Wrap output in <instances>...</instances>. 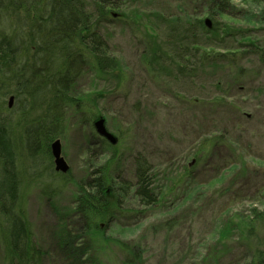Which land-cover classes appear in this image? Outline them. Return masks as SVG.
<instances>
[{
    "label": "trees",
    "instance_id": "16d2710c",
    "mask_svg": "<svg viewBox=\"0 0 264 264\" xmlns=\"http://www.w3.org/2000/svg\"><path fill=\"white\" fill-rule=\"evenodd\" d=\"M131 1L133 0H0V96L13 94L18 102V109H11L5 104L3 111L0 108V249L4 264H48L45 259L49 252L43 245L35 242L27 220L24 171L20 167L23 161L22 148L29 157V143L33 141L36 143L35 154H39L41 147L46 146L47 157L51 159L53 155L50 143L65 133L68 112L74 109L89 125L104 118L100 112L95 114L91 108L84 109L74 90L87 70L96 79L117 80L114 88H108L110 95L122 89L128 76V67L113 55L104 28L114 23L130 27L139 25L137 22H130L123 13L126 3ZM184 1L188 7L193 4V0ZM194 1L199 5L198 12L190 13L189 7L183 11L181 17L173 16L174 14L168 11V6L159 9L160 20L155 23L158 29H162L163 24L167 22L164 17H172L169 18L170 22L182 27L180 29L184 33V39H181L177 36L179 31L176 30L175 36L171 38L173 44L165 43L171 50L169 53L158 47L150 60L138 49L142 64L139 71L151 84L174 91V86L186 84L196 77L199 83L193 81L192 84L201 86V93L193 99L185 96L184 89L181 91L180 88L174 91L176 96H171L184 109L193 111L196 122L193 119L189 122L186 120L182 125L183 132H187L186 136H189L188 131L191 128L194 132L197 130V136H204L197 153V162L191 168L184 167L188 170L186 183L189 187L193 183V171L201 164L207 165L206 168H210L208 171L213 169L210 164L215 161V157L219 160L225 159L218 163L219 172L237 165L231 154L238 142L233 139V134L229 133L228 129L236 130V126H240L243 111L235 104L234 95L226 89L231 87L224 83L228 78L232 79V86L240 85L241 80L244 83L246 80L252 81L249 79V69L241 64L247 54L256 55L264 66V47L253 39L256 31L264 30V0H242L262 9L258 17L248 19V27L238 28L233 23L238 22L239 17L235 15V9L229 0ZM206 19L210 20L211 28L206 24ZM222 22L232 23L234 29H237L235 38L240 41L249 38L247 44L250 45V50L228 49L230 51L211 56L207 50L213 48L210 44L213 39L209 40V37L218 32ZM149 27L151 26L146 27L147 34L158 40L159 35ZM227 30L231 32L230 29ZM218 63L225 65L223 81L215 78L216 94L210 99L205 97L209 88L200 82L202 76L196 75L202 73L205 77L214 79L212 73L209 72L211 76H206L203 70L210 71L213 65ZM231 69L234 70L233 73ZM136 77L138 75L133 76L130 82ZM141 109L142 103L138 102L135 111L141 113ZM15 111H18V118L14 120L9 114ZM32 112L37 114L35 119L24 122L26 115ZM33 123L40 128L39 137L28 134L29 126ZM92 126L94 128V125ZM18 129L21 137L19 140L16 136ZM9 133L15 140H10ZM94 133L90 130L83 140L86 152H90L89 161H94V171L79 179L71 178V168L64 174L56 171L54 164L57 174H54L53 170L46 174L55 179L49 189L42 192L46 197L58 196V190L65 184H73L77 192L72 212L58 215L62 234L60 236L64 242L59 241V262L64 260L68 264H75L71 258L76 254L79 258L84 257L82 251L85 250L88 260L79 264H105L99 257L103 258L106 253L118 254L117 252L122 255L121 264H143L145 257L153 250L152 247L159 243L158 238H153L151 245H140L107 237L106 232L113 224L129 226L141 220L148 208L157 205L166 194L173 193V187L166 191L156 187L154 177L161 165L152 162L143 152L133 156L129 151H123L120 145L123 135L122 140L117 137V144H112L98 134L100 138H97ZM97 145L106 148V153L93 152L91 147ZM210 147H216L214 154H207ZM105 154L106 158H103ZM175 163L176 161L164 170L165 179H168L169 175L172 180L178 178V175L169 171ZM126 164H130L129 170L125 168ZM241 172L243 170L238 172V176ZM41 175L38 178L43 176ZM252 180H255L256 184L259 182L257 177ZM186 183L184 182L185 190ZM237 184L239 183L236 178L231 180L223 194H230L233 186ZM256 188L258 194L262 188ZM175 190H179V186ZM262 191L264 194V187ZM215 197L211 198L213 203ZM226 197L229 200L223 204L216 202L219 207L215 204L218 214L211 221V231L217 228L221 217L228 215L229 208L232 207L230 203L233 205L240 201L236 196ZM132 201L142 209H131ZM180 219V216H175L162 223L160 228L171 232ZM246 228L248 234L241 235L244 238L241 240L244 252L241 257L236 253L232 264H264V229L258 234L254 224H249L248 227L246 225ZM232 230L235 231V228ZM231 237L232 233L222 234L221 239L229 241ZM88 238L91 240L88 241ZM235 238L236 236L233 237ZM71 239H75L74 244L69 242ZM219 245L199 254L194 251L197 244H190L191 251L181 250L183 255H176L181 259L173 264H221L220 261H223L225 256L226 260L229 258L227 254L234 247H229L228 243L224 244L223 248ZM158 252L160 257L169 259L167 247L159 246ZM170 256L175 258L171 253ZM222 264H226V261Z\"/></svg>",
    "mask_w": 264,
    "mask_h": 264
},
{
    "label": "rangeland",
    "instance_id": "374dc122",
    "mask_svg": "<svg viewBox=\"0 0 264 264\" xmlns=\"http://www.w3.org/2000/svg\"><path fill=\"white\" fill-rule=\"evenodd\" d=\"M229 1L235 9V15L239 17L238 22L233 23L236 28L248 27V19L258 17L261 14L262 8L246 4L242 0ZM126 4L123 13L127 15L130 22L135 24L137 22L139 25L130 27L122 25V23L121 25L114 23L104 28L113 55L120 59L124 66L128 67L126 69L128 76L121 87L122 89L110 95L108 88H114L117 80L113 78L96 79L87 70L74 91L80 98L84 109L85 107L91 108L95 114L100 112L99 114L104 117L110 133L121 140V135H123L122 144L120 143L123 151H129L133 156L143 152L151 158L152 162L161 165L154 177L155 185L165 191L173 187V193L166 194L157 205L148 208L144 217L138 222L129 226L113 224L106 232L107 237L140 245L144 243L151 245L154 241L152 239L158 238L159 243L152 247L154 251L148 253L143 264H173L178 262L181 257H177V253L183 255L185 249L189 251L190 244H197L194 251L201 254L217 247L218 244L223 248V245L228 243L229 247H234V249L227 254L229 258L226 260L225 256V259L221 260L220 263L226 261V264H232L234 255L237 253L241 257L244 252V245L241 240L244 239L243 236L248 234L246 225L248 227L249 224H254L258 234L264 229V194L262 191L264 187V66L259 62L256 55L247 54L242 61L239 59V62L241 61V64L249 69V79L252 81L246 80L244 83L241 80L240 85L232 86V79L228 78L224 83L231 87H226V89L234 95L235 104L243 111L239 121L240 126L237 125L236 130L228 129V132L233 134V139L238 142L232 149L234 154H231L236 159L237 165L219 172L217 171L218 163L225 159L219 160L215 157V161L210 164L213 169L208 171L207 169L210 168L201 164L193 171L194 179L190 188L186 183L188 170L186 171L184 167L191 168L197 162V155H199L197 153L200 151L204 136H197V130L194 132L192 128L188 131L189 136H186L187 132H183L184 126L182 125L186 120L189 122L193 119L196 122L193 118V111L184 109L171 96L175 95L174 91L177 88H180L181 91L184 89L185 96L193 99L201 93V86L192 84L193 81L199 83L196 77L186 84L174 86V91L168 90L164 86L157 87L151 84L146 80L145 75L139 71L142 64L138 51L139 49L141 54H146L147 59L150 60L158 47L169 53L171 50L165 43L173 44L171 38L178 31L177 36L184 39V33L180 29L182 27H177L170 22L169 18L172 17H164L167 22L163 24L162 29H158L155 23L160 20L159 9L168 6V11L173 13V16L181 17L183 11H186L190 6L188 7L184 0H133ZM189 9L190 13H196L199 5L193 0ZM233 25L231 22H222L217 29L218 32L211 34L209 40L213 39L212 42L210 41L213 48L207 50L211 56L230 51L228 49L250 50V45L247 44L249 38H244L243 41L235 38L234 33L237 29H234ZM147 26H151L149 28H152L159 35L158 40L147 34ZM227 29H230L232 33L230 32V34ZM253 39L258 45L264 47V30L256 31ZM223 66L225 65L218 63L214 64L210 71L203 70L206 76H211L210 73H212L214 79L207 78L208 76L205 77L202 73L196 75L197 77L202 76L200 82L209 88L205 97L211 99L215 96V78L223 81ZM231 71L233 73L234 70L231 69ZM135 75L138 77L131 83L130 80L132 81ZM129 82L130 84H128ZM10 97H14L13 94L0 96L2 111L4 104L9 107ZM138 102L142 103L141 113L135 111ZM19 106L21 105L19 104ZM12 108L18 109L16 98L13 99ZM9 115L15 120L18 118V111ZM36 116V112L28 113L24 122L33 121ZM65 125L66 131L63 136L52 141L50 146L55 141H60L62 155L71 168V178L79 179L95 169L94 161H89L90 152H86L87 148L84 147L83 143L90 130L95 132L92 126L93 122L90 125L88 121L84 122L81 115L72 109L66 115ZM39 131L40 128L33 123L29 126L28 134L35 137ZM94 134L100 138L96 132ZM16 136L18 140L21 138L20 129L16 131ZM35 144L33 141L29 143V157L22 148L23 161L20 163L21 170L24 171L23 185L25 188H23L27 196L25 207L27 220L30 223L35 242L43 245L45 250L49 252L45 259L46 263L68 264L64 260L59 262V252L61 251L59 241L64 242L60 236L62 234L58 215L72 212L77 197L76 188L73 184H65L58 190L60 194L56 197H46L42 193L46 192L55 180L46 174H50V170H53L54 174L57 173L54 170V158L47 157L46 146L41 147L39 154H35ZM19 145H21L20 141ZM23 146L24 144H22ZM91 149L93 152L106 153V148L98 145L92 146ZM215 150H217L216 147H210L207 154H214ZM103 158H106V154ZM175 161V166L169 171L178 175V178L172 180L171 175H169L168 179H165L164 170L170 168ZM123 166L125 167V165ZM125 168L129 170L130 164H126ZM241 170L243 172L238 176V172ZM39 175L43 178H38ZM256 177L259 178L257 184L254 183L255 180L254 182L252 180ZM235 178L239 184L233 186L230 194H223L225 189L229 187L230 181ZM177 180H179L178 183ZM184 182L186 183V190ZM256 185L262 188L258 194H256ZM178 186L179 190H175ZM214 196H216L215 203L211 201ZM226 196L239 197L240 201L233 205L230 203L232 207L229 208L228 215L221 217L222 220L217 224V228L211 231V221L218 214L215 204L219 207L218 204L228 201ZM130 203H132L130 204L131 209H135V211L142 209L138 208L134 201ZM175 216H180L181 219L179 224L176 223L174 230L166 232L160 228L162 223ZM233 227L235 231L232 230ZM231 233L233 237L236 236L235 239L231 237L229 241H222V234ZM87 240L90 241L91 238ZM69 242L74 244L75 239H71ZM159 246L167 247L169 250L168 260L160 257ZM117 253H106L107 255L103 254L104 257H99V259L105 264H121L122 255ZM170 253L175 258H171ZM71 259L72 263L75 264L86 263L88 260L87 256L79 258L78 254ZM97 261L99 262V260ZM0 264H4L1 249Z\"/></svg>",
    "mask_w": 264,
    "mask_h": 264
},
{
    "label": "water",
    "instance_id": "95a60500",
    "mask_svg": "<svg viewBox=\"0 0 264 264\" xmlns=\"http://www.w3.org/2000/svg\"><path fill=\"white\" fill-rule=\"evenodd\" d=\"M206 24L210 28L212 27V24L209 19H206ZM13 99L14 97H10V100H9L10 108L12 107ZM93 125L98 135L107 139L112 144H117L118 139L114 134L110 133V131L107 129L104 118L97 119L96 121H94ZM51 151H52V155L54 158V164H55L56 171L66 174L70 170V166L67 164V162L65 161L62 155V148H61L60 141H55L51 145Z\"/></svg>",
    "mask_w": 264,
    "mask_h": 264
},
{
    "label": "bare ground",
    "instance_id": "6f19581e",
    "mask_svg": "<svg viewBox=\"0 0 264 264\" xmlns=\"http://www.w3.org/2000/svg\"><path fill=\"white\" fill-rule=\"evenodd\" d=\"M8 136H9L10 140H12V138L14 139V137L12 136V134L9 133ZM37 136L39 137L40 135L37 134ZM14 140H15V139H14ZM85 254H86V251L83 250V251H82V255L85 256Z\"/></svg>",
    "mask_w": 264,
    "mask_h": 264
}]
</instances>
